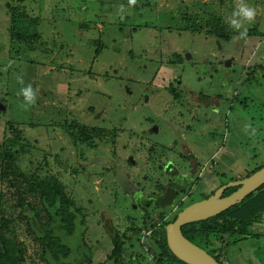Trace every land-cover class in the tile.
<instances>
[{
	"label": "rangeland",
	"instance_id": "374dc122",
	"mask_svg": "<svg viewBox=\"0 0 264 264\" xmlns=\"http://www.w3.org/2000/svg\"><path fill=\"white\" fill-rule=\"evenodd\" d=\"M9 2L24 8L30 23L39 22L34 50L15 41ZM12 2L0 0V154L18 149L25 153L19 160L24 171L39 169L40 177L55 175L64 185L84 217L85 246L71 262L87 251L92 264H113L112 225L126 235L127 264H157L155 221H173L215 185L264 165V0H244L257 16L239 30L231 26L238 0ZM187 22L199 30L185 29ZM223 26L228 39L209 34ZM28 85L37 93L34 105L20 94ZM13 123L23 131L26 152L6 150L15 138ZM74 123L85 125L94 145L78 143L69 128ZM153 126L157 132L149 133ZM169 162L187 178V192L170 207L143 209L140 194L148 200L163 193L158 186L170 177L161 165ZM215 170L223 182H216ZM0 191L6 195L2 210L27 248V264H45L26 233L14 189L7 182ZM131 225L148 231L129 240ZM254 229L264 230V218ZM76 243L80 236L74 249ZM224 259L264 264V237L228 246Z\"/></svg>",
	"mask_w": 264,
	"mask_h": 264
},
{
	"label": "trees",
	"instance_id": "16d2710c",
	"mask_svg": "<svg viewBox=\"0 0 264 264\" xmlns=\"http://www.w3.org/2000/svg\"><path fill=\"white\" fill-rule=\"evenodd\" d=\"M11 1L14 3V0ZM22 2L23 0H21ZM7 6L12 12L14 24L11 27L12 31L17 33L15 41L17 44L26 45L34 50V43L41 39L40 33L35 30V26L40 25L39 22L36 23L35 20H32L35 23H30L31 17L27 15L21 6L12 8L10 2ZM186 20L192 21L191 19ZM213 20L215 21L214 18ZM187 24L191 27L189 26L185 29H190L192 32L199 30L198 23L192 25V23L187 22ZM31 26L32 28L29 29ZM84 26L88 27L86 24ZM224 28L225 26L218 30H211L209 34H216L219 38L226 40L229 37L223 34ZM250 33V35L257 36L252 30ZM176 61L178 63L183 62L180 59ZM263 67L264 65L260 66L259 70ZM106 77H108V74H106ZM32 126L34 125L32 124ZM15 127L14 123L10 127V129L13 128L15 138L6 142V150H11L18 146L22 148V151L26 152L25 146L21 144L23 131ZM69 128L75 133L74 135L77 137L79 144L94 145V137L90 134H85L87 131L85 125L74 123ZM24 154L19 152L18 149L0 154V183L8 182L14 189L13 195L18 200L19 215L26 227V233L33 236V240L41 247L40 259L45 264H92L91 254L87 251L81 254L80 260L70 261L75 250L80 251L85 246L84 217L81 211L75 209L73 201L65 193L64 185L55 175H48L42 178L37 171L39 169L33 168L32 170L24 171L19 163L20 158ZM189 159L196 160V156L190 154ZM263 166L249 172L246 177L251 176ZM38 168H41V166H38ZM173 178L174 186H171V191L167 193L170 197L167 198L166 195V197L154 200L157 206L167 207L170 204L173 205L178 196L187 192V178H181L177 172ZM223 180L220 182H223ZM237 180L240 179H229L231 182ZM227 184L228 182L222 183L220 186L219 184L215 185L210 195L205 197V199ZM217 186L219 187L216 188ZM237 189L238 187L228 189L225 191L224 196L232 194ZM4 197L6 195L0 191V264H27V248L13 231L12 220L2 210L1 204ZM152 202L151 197L148 200L144 199L142 200V207L146 209ZM186 207H182V209ZM176 218L171 222L163 223L159 228L156 227L152 231L151 238L155 241L160 252L157 257V264H185L170 251L166 238L165 226L174 222ZM263 218L264 185L231 209L206 221L185 225L182 231L189 241L207 251L221 264H224V255L228 246L236 245L251 238L264 237V230L256 232L254 229L257 224L262 222ZM157 223L155 221V224ZM155 224L152 223L151 226ZM146 225L149 228L148 222ZM128 230L132 233V237L128 238L129 240L133 237L139 239L145 230L148 231L147 228L135 225H131ZM107 232L111 234L114 245L109 260L113 261V264H127L126 256H124L126 242L123 241V237H126V235L120 236L112 225L108 227ZM75 236H80L81 243L80 245L76 243L74 249V244L72 243Z\"/></svg>",
	"mask_w": 264,
	"mask_h": 264
},
{
	"label": "water",
	"instance_id": "95a60500",
	"mask_svg": "<svg viewBox=\"0 0 264 264\" xmlns=\"http://www.w3.org/2000/svg\"><path fill=\"white\" fill-rule=\"evenodd\" d=\"M4 109L5 107L0 103V112ZM153 129L149 132H157L155 126ZM263 185L264 166L251 176L230 182L219 188L209 198L186 207L177 215L176 220L166 227V238L170 251L185 264H221L207 251L189 241L183 234V226L220 215L244 201ZM233 187H238V189L224 196L225 191Z\"/></svg>",
	"mask_w": 264,
	"mask_h": 264
},
{
	"label": "clouds",
	"instance_id": "9594fccd",
	"mask_svg": "<svg viewBox=\"0 0 264 264\" xmlns=\"http://www.w3.org/2000/svg\"><path fill=\"white\" fill-rule=\"evenodd\" d=\"M137 0H129L130 5H135ZM123 6H121V12H123ZM257 16V10L253 6H249L244 3V0H238L237 9L233 13V18L231 19V26L236 30H239L243 27V22L248 21L252 22ZM247 36V29L240 32L239 38L244 39ZM20 94L23 95L25 101L29 105H34L36 103V91L33 90L31 85L21 89Z\"/></svg>",
	"mask_w": 264,
	"mask_h": 264
},
{
	"label": "flooded vegetation",
	"instance_id": "af4514ba",
	"mask_svg": "<svg viewBox=\"0 0 264 264\" xmlns=\"http://www.w3.org/2000/svg\"><path fill=\"white\" fill-rule=\"evenodd\" d=\"M144 100H145V98H144ZM154 127V126H153ZM156 127V126H155ZM153 131H154V129H153ZM158 132H159V128H158ZM150 133V132H149ZM176 142V141H175ZM157 146H159V145H165V144H156ZM192 155L193 153H191V152H189L188 153V157H189V155ZM193 161H196V160H193ZM161 166H164V167H166L167 169H166V173L169 175V179L167 180V183L165 184V185H159L158 186V189H161V191H163V193L161 194V195H158V194H154V195H151L150 197H151V201H153L152 202V204H150L148 207H150L151 205H154V206H157L156 204H155V201L154 200H157V199H159V198H161V197H166V195H167V193L168 192H170L171 191V186H174L173 184H174V176H175V174H176V169H174L173 167H171V162H169V164H167L166 166L165 165H161ZM164 167H163V169L162 170H164ZM158 168H160V166H158ZM165 171V170H164ZM179 173V172H178ZM214 173H215V175H214V177L216 178V182L217 181H220L219 180V178H220V176L222 175V173H219L218 172V170H215L214 171ZM171 176H172V179H171ZM183 190V189H182ZM141 195V197H142V199H139L140 201H141V207H142V200H144V198H146V196H144L142 193L140 194ZM181 195H183V194H181ZM170 196L169 195H167V198H169ZM149 198V197H148ZM147 198V199H148ZM155 198H157V199H155ZM205 199V198H204ZM171 206V204L170 205H168L167 207H170ZM147 207V208H148ZM158 207H161V206H158ZM167 207H161V208H167ZM143 209H145L144 207H143ZM185 208H183L182 210H184ZM182 210H180L179 211V213L182 211ZM163 223L162 222H158V224L155 226V228L157 227V228H159L161 225H162ZM165 227H167V226H165Z\"/></svg>",
	"mask_w": 264,
	"mask_h": 264
}]
</instances>
